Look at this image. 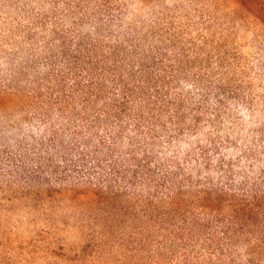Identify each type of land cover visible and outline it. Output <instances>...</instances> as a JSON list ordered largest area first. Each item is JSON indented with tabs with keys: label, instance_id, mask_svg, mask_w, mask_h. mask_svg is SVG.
<instances>
[{
	"label": "rangeland",
	"instance_id": "obj_1",
	"mask_svg": "<svg viewBox=\"0 0 264 264\" xmlns=\"http://www.w3.org/2000/svg\"><path fill=\"white\" fill-rule=\"evenodd\" d=\"M0 264H264V0H0Z\"/></svg>",
	"mask_w": 264,
	"mask_h": 264
}]
</instances>
